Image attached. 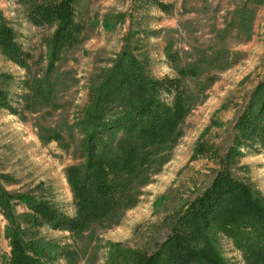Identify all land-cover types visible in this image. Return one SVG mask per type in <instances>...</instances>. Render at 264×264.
<instances>
[{
  "label": "rangeland",
  "instance_id": "obj_1",
  "mask_svg": "<svg viewBox=\"0 0 264 264\" xmlns=\"http://www.w3.org/2000/svg\"><path fill=\"white\" fill-rule=\"evenodd\" d=\"M39 1L0 0V13L38 60L28 71L8 61L0 49V87L25 96L38 81L43 88L51 85L54 93L51 104L32 98L31 109L21 97L12 103L17 114L0 108L1 190L38 193L43 188L55 205L71 212L65 171L83 163L98 120L120 112V99L111 101L105 81L120 54L135 52L156 77L175 76L176 66L197 68L182 83L191 105L180 125L182 135L157 149L147 182L133 190L135 204L81 234L42 228L43 236L69 244L77 264H127L131 250L150 252L165 240L174 217L219 168L264 199V150L237 162L225 159L233 122L264 75V0H159L171 6L167 11L153 0H82V40L63 53L51 72L53 26L33 25L26 15ZM120 140L129 142L133 136L120 129L114 136L106 133L99 151L114 153ZM200 140L210 147L205 157L195 152ZM26 211L22 203L15 204L17 215ZM5 225L0 210V257L9 250ZM217 238L209 250L215 249L221 264H249L248 250L237 249L223 235Z\"/></svg>",
  "mask_w": 264,
  "mask_h": 264
},
{
  "label": "trees",
  "instance_id": "obj_2",
  "mask_svg": "<svg viewBox=\"0 0 264 264\" xmlns=\"http://www.w3.org/2000/svg\"><path fill=\"white\" fill-rule=\"evenodd\" d=\"M81 2L41 0L26 14L33 25L53 26L48 40L47 72L54 69L67 49L82 40L85 24ZM153 3L162 11L171 7L159 0ZM0 49L8 61L28 71L31 63L38 61L19 41L14 27L1 13ZM170 59H174L172 55ZM176 72L175 76L156 77L150 73L148 61L135 52L126 50L120 54L105 77L107 95L111 101L119 97L120 112L98 120L83 163L72 164L65 171L71 212L55 205L43 188L38 193L0 189V210L6 219L4 236L9 246L8 252L1 255L0 264H77L69 244L43 236L41 229L78 235L91 224L115 218L135 204V186L147 182L157 149L174 143L182 135L180 125L191 109L182 83L187 76H195L197 68L176 66ZM28 88V94L22 96L11 95L7 88L0 87V108L17 114V106L12 103L18 104L21 97L29 109L32 98L44 104L53 103L51 85L43 88L37 81ZM97 109L92 115L97 114ZM119 129L128 138L133 136V140L117 141L116 151L109 155L99 151L103 135L114 136ZM262 150L264 75L233 122L232 142L225 159L237 162L245 155H257ZM195 152L205 157L210 147L205 140H200ZM17 203H22L27 211L17 215L14 212ZM218 234L230 239L237 249L248 250L249 264H259L258 259L264 264V199L258 190L243 184L224 167L217 169L205 189L174 217L165 240L150 252L131 250L127 264H221L215 249L209 250L210 244L218 243Z\"/></svg>",
  "mask_w": 264,
  "mask_h": 264
}]
</instances>
